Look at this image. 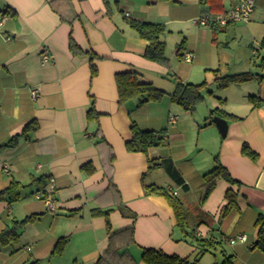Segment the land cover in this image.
<instances>
[{
    "label": "crops",
    "instance_id": "crops-1",
    "mask_svg": "<svg viewBox=\"0 0 264 264\" xmlns=\"http://www.w3.org/2000/svg\"><path fill=\"white\" fill-rule=\"evenodd\" d=\"M233 2L223 0V10ZM254 10L248 23L229 24L215 35L197 20L210 12L207 0H0V145L29 122L37 125L29 139L21 136L15 146L0 150V190L14 180L24 185L18 201H0V232L36 216L18 242L0 245V264H98L111 244L107 221L112 233L120 232L113 244L123 257L117 253L99 264H146L143 248L195 260L197 249L177 225L169 200L147 195L146 184L164 185L182 199L189 210L187 230L221 242L193 264H211L206 254L219 249L217 264L226 255H234L235 264H264V252L252 247L256 220L264 213V189L257 186L264 171V75L253 78L261 77L258 103L243 93L232 106L220 95L200 117L171 98L176 78L221 88L220 75L252 73L258 59L264 67V0H255ZM130 20L165 24L169 65L145 57L148 41ZM71 37L83 53L73 52ZM44 50L52 61L42 59ZM181 53L192 54V60ZM92 64L98 68L95 76ZM197 68L207 72L202 82L194 75ZM127 71L139 72L165 95L144 104L137 99L120 104L116 74ZM33 89L39 90L37 97ZM93 106L100 116L89 119ZM216 107L240 117H224L229 121L225 137L210 118ZM133 121L142 129L164 130L161 144L148 153L129 151ZM193 131L203 133L202 141L192 140ZM245 142L260 154L257 161L243 154ZM165 156L172 157L187 187L169 174L160 181L156 171L168 173L165 168L149 170L150 158ZM217 157L242 185L219 179L201 202L204 175ZM51 178L56 183L52 211L38 197L41 189H51ZM228 189L239 192L238 203L222 216ZM94 208L108 209V215H94ZM239 234L247 239H238ZM231 238H236L233 244ZM63 239V250H56Z\"/></svg>",
    "mask_w": 264,
    "mask_h": 264
},
{
    "label": "trees",
    "instance_id": "trees-1",
    "mask_svg": "<svg viewBox=\"0 0 264 264\" xmlns=\"http://www.w3.org/2000/svg\"><path fill=\"white\" fill-rule=\"evenodd\" d=\"M210 4V12H219L223 10V0H207ZM130 25L133 27L137 34L148 41V46L145 52V57L162 63L164 65H169L170 59L167 55V44L164 39V35L167 32L166 26L163 23H152V22H140L136 20H130ZM226 27V26H225ZM214 30V34L218 33V30L223 27H211ZM186 38L182 39L179 49L183 48L186 44ZM213 39H216L213 38ZM70 48L74 53L81 54L83 50L81 47L75 42V40L70 38ZM181 57L184 58V53L180 54ZM92 76L98 74V68L96 65L92 64ZM216 74L218 70H215ZM255 78V75L251 72H242V73H234V74H225L217 77L219 85L221 88L228 87L231 83H242L247 82L251 79ZM261 78V77H260ZM259 78V79H260ZM176 81V89L172 94L171 98L173 101L179 103L183 106V108L189 112H193L196 110L198 104H200L204 99L205 95L204 90L207 89V82L204 81L202 83H191V82H183L182 80L175 79ZM116 84L118 87L119 93V103L124 104L132 99H137L139 103L144 104L149 101H158L164 95L165 92L150 82L143 81L141 74L137 71H127L120 72L116 74ZM250 100L252 102H259L260 97L256 95L250 96ZM100 114L95 110L94 106L90 109L88 113L89 119L98 118ZM215 116L228 117L232 119H240V117L228 113L221 108L216 107L211 111V121L214 122ZM37 128L35 120L29 122V124L23 128L21 134H17L13 136L7 143L0 145V150L13 147L18 143V140L21 136H25L26 139H29V132ZM131 135L126 141V147L131 152H142L148 153V151L152 147L159 146L162 142L164 136V130L155 131V130H146L142 129L135 121L132 122L130 126ZM242 152L244 155L251 158L253 161H257L260 157V154L255 151L247 142L243 144ZM216 166L209 172L204 175L203 182V195L201 202L204 201L209 194L214 189L217 181L219 179H225L229 183L235 185H242V182L237 180L232 176L228 168L221 163V161L217 157ZM149 170L165 168L170 175V177L175 181V183L179 186L187 187L188 184L185 183L184 177L181 175L179 170L174 165L173 159L170 156H165L161 158H150L149 159ZM24 187L19 181L14 180L10 184L9 187L0 190V201H8L10 203L18 201L21 198V190ZM232 189V188H231ZM228 189L226 193L227 203L223 207L222 216L227 215L230 211H232L235 207H237L238 203V193L234 190ZM145 193L147 195H161L165 196L171 206L174 209L177 225L181 227L187 236L190 237V242L195 245L197 249L196 259L191 261L189 258H183L177 254H169L162 249L159 248H143L142 252V260L146 264H192L198 262V256L204 254L205 252L211 250V248H215L221 242L218 240H214L213 238H203L200 236L191 233L187 230L188 225V215L189 211L185 207L182 199L177 196L173 191L168 189L164 185L158 184H146L145 185ZM123 213H126V208L121 207ZM108 209L106 211L94 208V215H99L101 213H105L108 215ZM36 216H28L24 219L15 221L12 225L5 227L0 232V245H6L11 242H18L20 240L21 231L25 227L27 223L34 220ZM107 229L109 232V238L111 244L109 249L106 250L105 254H103L99 260L98 264L103 260H106L108 256L116 255L117 253L123 257L119 252V248L114 247L113 241L116 236L120 234V232L111 231V223L107 221ZM256 225L258 229L257 240L252 244L253 248H259L264 252V213H260L257 220ZM131 235H133L132 228L129 229ZM65 239L60 240L56 250H63ZM234 255H226L221 264H235ZM132 263L133 260H132Z\"/></svg>",
    "mask_w": 264,
    "mask_h": 264
},
{
    "label": "rangeland",
    "instance_id": "rangeland-1",
    "mask_svg": "<svg viewBox=\"0 0 264 264\" xmlns=\"http://www.w3.org/2000/svg\"><path fill=\"white\" fill-rule=\"evenodd\" d=\"M211 13H217V12H211ZM209 28H211V27H209ZM259 45H257V42H256V44L254 43V47H256V48H259ZM240 48L241 47H239L238 49H240ZM230 52L234 53L235 49L230 50ZM257 61H258L257 63H254V64L252 63V65H251L253 67L252 73L255 75V77H257L258 75H264L263 74L264 73L263 64H262L261 60L258 59ZM206 74H207V72L204 69L197 68L194 71L195 77L198 78L199 79L198 81H201V82L206 77ZM259 85H260L259 79H254V80L251 79V80L247 81L245 83V85H241V82L240 83H231L229 85L230 86L229 89H226V91H221V88H219L218 85L214 82L213 84L209 85V87L207 89L204 90V94L203 95H205V99L200 104H198L195 112H193V113L195 115L201 117L207 111L205 109L208 108L209 104L211 105L214 102L219 103L220 95L222 96L221 97L222 99H225L226 97H228L227 101H228L229 105H232V106L236 105V104L239 103V101H241L243 93H246L248 95H258L257 92L260 89ZM210 90L213 91V92H209ZM205 124H207V122H205ZM215 128H217V130L219 132L218 127H215ZM202 134L203 133H201V135H199L198 132L193 131L192 134H191V138H192V140L194 142L198 141L199 139L202 141V137H203ZM219 134H220V132H219ZM156 172L158 174V179L160 181L161 180L163 182L166 181L165 178H168L167 177L168 173H166V171L164 169L163 170H158ZM197 193H199V191ZM189 226L191 228V226H192L191 222H190ZM218 251L220 253V249ZM218 251L214 250V251H211L210 254L207 253L206 254V256H207L206 258H208V259H206V261H210L211 264H217V262H216V258L217 257L216 256L219 255ZM193 260L194 259H192L191 261H193Z\"/></svg>",
    "mask_w": 264,
    "mask_h": 264
},
{
    "label": "built area",
    "instance_id": "built-area-1",
    "mask_svg": "<svg viewBox=\"0 0 264 264\" xmlns=\"http://www.w3.org/2000/svg\"><path fill=\"white\" fill-rule=\"evenodd\" d=\"M255 9V0H234V2L229 5L225 10L217 12V13H206L197 18L201 26H207V27H225L229 24L234 23H248L252 19V15L254 13ZM7 40H11V35L5 36ZM259 45V44H257ZM254 53L258 52V48L254 47ZM41 57L44 61H52V54H49L47 50H44L41 53ZM184 60L191 61L192 60V54L185 53L184 54ZM39 93L38 89H33L32 94L33 97H37ZM172 120H176L177 116L172 115ZM5 171L9 172V167H5ZM55 180L51 178L50 185L51 189L48 191L47 189H41L38 193V197H43L46 200L47 206L49 209L54 210L56 208V199L53 197V192L56 188V183H54ZM238 239L246 240L247 236L246 234H239L237 236ZM236 241V238H231L230 242L233 244ZM74 264V263H70Z\"/></svg>",
    "mask_w": 264,
    "mask_h": 264
},
{
    "label": "water",
    "instance_id": "water-1",
    "mask_svg": "<svg viewBox=\"0 0 264 264\" xmlns=\"http://www.w3.org/2000/svg\"><path fill=\"white\" fill-rule=\"evenodd\" d=\"M214 122H216L217 126L219 127L222 136L225 137L227 135L228 132V128H229V121L221 116H215L214 118ZM257 186L260 189H264V171L261 173L260 178L257 182Z\"/></svg>",
    "mask_w": 264,
    "mask_h": 264
}]
</instances>
